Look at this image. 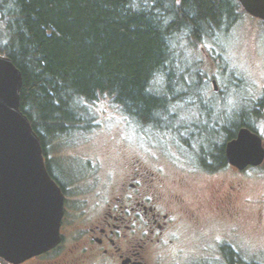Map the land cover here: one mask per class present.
<instances>
[{"label":"trees","instance_id":"trees-1","mask_svg":"<svg viewBox=\"0 0 264 264\" xmlns=\"http://www.w3.org/2000/svg\"><path fill=\"white\" fill-rule=\"evenodd\" d=\"M244 12L239 0H0V54L23 74L21 110L43 147L87 129L89 104L105 98L161 129L179 118L170 101L213 108L199 90L193 95L202 71L186 64L194 63L195 46L234 27ZM251 109L236 111V124L224 113L220 132L215 116L191 128L179 123L174 133L220 158L219 142L242 127L258 132L264 95ZM230 262L248 264L240 255Z\"/></svg>","mask_w":264,"mask_h":264},{"label":"flooded vegetation","instance_id":"flooded-vegetation-1","mask_svg":"<svg viewBox=\"0 0 264 264\" xmlns=\"http://www.w3.org/2000/svg\"><path fill=\"white\" fill-rule=\"evenodd\" d=\"M170 110L172 116L178 113L172 105ZM198 114L205 121L216 116L217 130H223L220 104L200 108ZM178 119L161 127L175 138L170 142L174 146L149 142L137 147L142 152L125 153L122 148L105 177L101 168L88 164L87 175L74 179L77 173L64 174L44 147L47 169L64 196L61 239L51 250L21 264H166L177 246L179 256L187 251L185 264L237 260L240 254L224 242L223 229L211 230L208 222L220 224L215 220L223 221V216L237 219L245 180L264 164L240 170L228 163L226 145L241 128L234 138L219 142L222 157H208L199 142L174 133ZM140 125L154 127L142 121ZM0 264L12 263L0 258Z\"/></svg>","mask_w":264,"mask_h":264},{"label":"rangeland","instance_id":"rangeland-1","mask_svg":"<svg viewBox=\"0 0 264 264\" xmlns=\"http://www.w3.org/2000/svg\"><path fill=\"white\" fill-rule=\"evenodd\" d=\"M192 54L194 63L186 65L190 64L202 73L200 80L193 79L191 91L197 96L196 91L199 90L205 105L214 108L220 104L229 116L228 113L233 111H251L254 103L263 97L264 21L244 12L234 27L225 29L215 39H207L195 46ZM213 81L217 82L218 91L214 90ZM200 108L198 102L195 105L190 100L172 104L173 112L180 115L178 122L188 127L203 122L204 118L198 114ZM88 109L91 115L85 125L87 129L62 136L47 146L54 165L63 168L64 174L77 173L74 179L86 176L89 165H97L102 169L101 176L105 177L109 168L118 161L122 148L123 153L142 152L137 147H144L149 142L171 147L174 145L170 142L176 141L168 130L142 127L112 104L109 98L89 104ZM229 118L231 124L238 122V116L231 115ZM256 126L264 139V112L262 118L256 121ZM245 183L237 219L232 222L223 216V221L215 220L221 225L208 222V226L211 230L220 226L224 242L229 246L232 244L246 263L264 264V165L253 171ZM181 243L184 246L185 241ZM179 249L177 246L170 252L166 264H185L187 251L179 256Z\"/></svg>","mask_w":264,"mask_h":264},{"label":"water","instance_id":"water-1","mask_svg":"<svg viewBox=\"0 0 264 264\" xmlns=\"http://www.w3.org/2000/svg\"><path fill=\"white\" fill-rule=\"evenodd\" d=\"M264 21V0H239ZM24 80L9 57L0 55V258L21 264L60 242L64 196L46 165L41 138L21 110ZM215 91L218 84L213 81ZM227 161L245 168L264 164V142L249 128L226 145Z\"/></svg>","mask_w":264,"mask_h":264},{"label":"bare ground","instance_id":"bare-ground-1","mask_svg":"<svg viewBox=\"0 0 264 264\" xmlns=\"http://www.w3.org/2000/svg\"><path fill=\"white\" fill-rule=\"evenodd\" d=\"M187 97V96H186ZM187 99V98H186ZM207 105V104H206ZM222 107V106H221ZM226 107V106H225ZM258 109V108H257ZM259 116V115H258ZM230 119V118H229Z\"/></svg>","mask_w":264,"mask_h":264}]
</instances>
